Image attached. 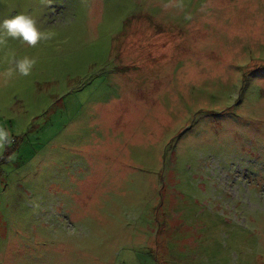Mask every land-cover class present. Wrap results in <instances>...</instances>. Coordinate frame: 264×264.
Masks as SVG:
<instances>
[{
  "label": "rangeland",
  "instance_id": "1",
  "mask_svg": "<svg viewBox=\"0 0 264 264\" xmlns=\"http://www.w3.org/2000/svg\"><path fill=\"white\" fill-rule=\"evenodd\" d=\"M17 12L50 35L0 42V264H264V0Z\"/></svg>",
  "mask_w": 264,
  "mask_h": 264
},
{
  "label": "clouds",
  "instance_id": "2",
  "mask_svg": "<svg viewBox=\"0 0 264 264\" xmlns=\"http://www.w3.org/2000/svg\"><path fill=\"white\" fill-rule=\"evenodd\" d=\"M50 33L41 30L37 26L36 19L25 12H17L14 15L0 16V42L7 37L19 38L21 42L35 45L38 40H43ZM35 63L33 58L27 55L14 59V67L4 70V77L25 76L30 73ZM12 142V138L6 128L0 127V151H3Z\"/></svg>",
  "mask_w": 264,
  "mask_h": 264
}]
</instances>
